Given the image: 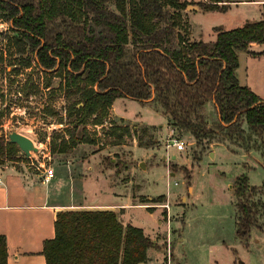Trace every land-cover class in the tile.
<instances>
[{"label":"trees","instance_id":"obj_1","mask_svg":"<svg viewBox=\"0 0 264 264\" xmlns=\"http://www.w3.org/2000/svg\"><path fill=\"white\" fill-rule=\"evenodd\" d=\"M222 1L195 4L203 11L224 12L228 6H219ZM193 4L186 0H0V17L9 21L15 34L7 38L17 55L15 63L29 67L34 61L45 72L56 69L61 79L58 88L67 101L71 127L65 130L68 138L62 134L52 138V153L95 144L85 125L92 115L95 123H101L117 98L154 100L168 113L173 129L188 131L202 143L201 149L222 143L221 136L243 139L242 122L256 135L264 132V99L236 76L238 52L247 51L252 43L264 44V3L260 20L229 30L215 28L211 42L189 40V23L182 12ZM208 101L218 115L213 128L203 114ZM111 134L115 135L112 144H120L123 135L131 132L118 126ZM138 145L148 148L153 141L138 137ZM234 187L235 234L246 240L252 227L264 232V219L258 221L264 217V200L253 199L259 193L264 198V188L249 185L244 174L235 178ZM54 228V237L43 242L46 264H137L146 261L147 250L154 247L141 228L123 224L109 210L60 211ZM0 264H7L2 234Z\"/></svg>","mask_w":264,"mask_h":264},{"label":"rangeland","instance_id":"obj_2","mask_svg":"<svg viewBox=\"0 0 264 264\" xmlns=\"http://www.w3.org/2000/svg\"><path fill=\"white\" fill-rule=\"evenodd\" d=\"M191 2L190 8H200L196 1ZM219 6L229 3L223 0ZM187 7L182 12L186 22ZM222 15L195 13L190 22L207 38L208 26L221 22ZM13 35L9 21L0 17V164L23 171L30 168L40 179L44 167H51L53 176L48 184L52 202L84 203L99 197L88 193L89 182L109 183L123 200L141 206L125 209L122 220L153 236L148 264H264V232L252 227L246 240L238 238L234 204L238 175L244 174L249 185L264 188V132L256 135L242 122L243 139L224 140L221 136L222 143L212 142L201 149L202 143L188 131L173 129L168 113L154 100L141 103L117 98L101 123H95L92 115L85 125L95 144H79L65 154L52 153V138L56 134L68 138L65 130L71 127L67 101L58 88L61 79L56 69L45 72L34 61L29 67L16 64L17 55L7 43ZM243 52H238L236 70L240 82L249 68H254ZM203 114L207 125L215 127L218 115L212 102L205 103ZM118 126L129 128L131 135L124 134L120 144H112L115 135L111 131ZM11 132L33 141L29 158L16 144L9 145ZM138 137L152 140L153 145L139 146ZM174 140L183 142V150H177ZM258 198L264 200L260 193L253 195Z\"/></svg>","mask_w":264,"mask_h":264},{"label":"crops","instance_id":"obj_3","mask_svg":"<svg viewBox=\"0 0 264 264\" xmlns=\"http://www.w3.org/2000/svg\"><path fill=\"white\" fill-rule=\"evenodd\" d=\"M193 1L204 2L206 0ZM228 3L227 10L221 16V22L208 26L207 38H204L201 29L192 26L190 17L195 13H215L219 11L187 8L188 12L186 13L188 14L186 17L190 25L189 40L211 42L216 38L215 28L229 30L242 26L247 21L260 20L262 17L263 0H228ZM234 5H255L257 8H232ZM263 51L264 44H250L248 50L243 53L247 55L250 61H253L249 62L253 63V71L249 68V72L244 75L243 82L238 79L240 84L247 85L262 99H264ZM89 183V186H86L88 193L96 194L99 197H95V199L88 198L84 203H74L73 201L68 203L52 202L50 200L49 184L48 182H42L38 173H34L30 168L23 171L13 165L0 164V234L4 235L6 239L7 264H46L42 254L43 242L54 237V222L57 212L109 210L113 211L123 224H127L122 220L123 211L132 206L141 207L140 205H131L130 200L126 198L123 200L119 197L122 195L113 191L107 182L103 183L96 179ZM145 234L150 237L149 234ZM179 240L181 241V239ZM147 252L146 261L137 264H148Z\"/></svg>","mask_w":264,"mask_h":264},{"label":"water","instance_id":"obj_4","mask_svg":"<svg viewBox=\"0 0 264 264\" xmlns=\"http://www.w3.org/2000/svg\"><path fill=\"white\" fill-rule=\"evenodd\" d=\"M192 7V6H190ZM189 6L188 9H191ZM8 140L10 143H14L25 154L26 158H29L31 152L34 151L33 141L17 132H11L8 134ZM212 155V153H211Z\"/></svg>","mask_w":264,"mask_h":264},{"label":"built area","instance_id":"obj_5","mask_svg":"<svg viewBox=\"0 0 264 264\" xmlns=\"http://www.w3.org/2000/svg\"><path fill=\"white\" fill-rule=\"evenodd\" d=\"M174 144H175L177 150H179V151L183 150L184 144H183L182 141H179L178 142V141H175L174 140ZM41 166L43 167V165H41ZM52 176H53V170H52V168L51 167H48V168H45L44 167V171H43V175H42L41 181L44 182V183H47L52 178Z\"/></svg>","mask_w":264,"mask_h":264}]
</instances>
